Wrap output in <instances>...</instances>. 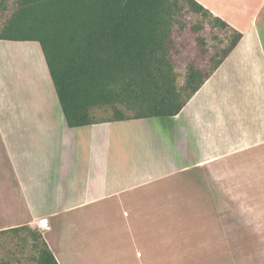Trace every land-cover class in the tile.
Masks as SVG:
<instances>
[{
    "label": "crops",
    "instance_id": "crops-1",
    "mask_svg": "<svg viewBox=\"0 0 264 264\" xmlns=\"http://www.w3.org/2000/svg\"><path fill=\"white\" fill-rule=\"evenodd\" d=\"M196 1L242 36L171 118L69 128L39 45L0 40V232L40 233L58 264H185L209 257L179 246L227 239L229 199L264 214V25Z\"/></svg>",
    "mask_w": 264,
    "mask_h": 264
},
{
    "label": "trees",
    "instance_id": "trees-1",
    "mask_svg": "<svg viewBox=\"0 0 264 264\" xmlns=\"http://www.w3.org/2000/svg\"><path fill=\"white\" fill-rule=\"evenodd\" d=\"M190 14L225 31L228 44L216 48L209 70L189 65L178 85L174 36ZM241 36L196 0H17L0 31V40L38 43L69 128L176 116ZM106 107L108 118L93 114ZM7 233L0 264H58L40 233Z\"/></svg>",
    "mask_w": 264,
    "mask_h": 264
},
{
    "label": "rangeland",
    "instance_id": "rangeland-1",
    "mask_svg": "<svg viewBox=\"0 0 264 264\" xmlns=\"http://www.w3.org/2000/svg\"><path fill=\"white\" fill-rule=\"evenodd\" d=\"M228 1L235 3V0ZM16 2L17 0H0V31L15 10ZM243 2H245L243 6L248 11L249 16H259V26L262 29L264 25V18L262 19L264 13H260V11L264 8V0L263 2L261 0H244ZM183 23L184 27L179 29L178 34L176 33L174 36L172 48V59L177 73L178 85L183 84L189 65L202 69L204 72L209 70L212 64L210 58L214 55L216 48H224L228 44L225 31L220 28L212 29L199 16L187 15ZM200 23H203V28L199 26ZM197 26H199L198 30L193 31ZM17 60L18 67L19 60L23 62L20 70L15 71L17 72L18 79L29 78V73L24 69L25 62L15 57L14 61ZM36 70L38 73L35 71L34 80H42L38 77L40 70L37 67ZM31 72H33L32 69ZM93 114L98 119L108 118L111 115V109L107 107L96 109L93 111ZM199 186L197 182V193L200 190ZM185 187H182V190H186ZM238 202H241V206L236 204L233 199H229L227 216L223 215V220L227 224L224 226H227V230L213 232L216 233L217 237L223 236V240L224 237L227 238L221 245L214 244L218 243L217 240L209 241L212 244L211 246L203 245V240L198 239L197 243L183 244L178 247L177 252L181 255L199 257V255L206 254L202 257H209L203 258L198 262H185V264H264V228H262L264 223L261 224L264 221V214L254 213V208L256 207L250 205V198L238 199ZM199 209L197 207V211ZM235 210L239 212L235 213ZM200 212L202 213L201 210ZM173 250L176 249L174 248ZM170 252L177 253L176 251ZM224 256H226V260L223 259L222 262L217 260H221ZM29 264L32 263L29 262Z\"/></svg>",
    "mask_w": 264,
    "mask_h": 264
},
{
    "label": "built area",
    "instance_id": "built-area-1",
    "mask_svg": "<svg viewBox=\"0 0 264 264\" xmlns=\"http://www.w3.org/2000/svg\"><path fill=\"white\" fill-rule=\"evenodd\" d=\"M37 227L42 231L48 229L47 218H42L38 220Z\"/></svg>",
    "mask_w": 264,
    "mask_h": 264
},
{
    "label": "bare ground",
    "instance_id": "bare-ground-1",
    "mask_svg": "<svg viewBox=\"0 0 264 264\" xmlns=\"http://www.w3.org/2000/svg\"><path fill=\"white\" fill-rule=\"evenodd\" d=\"M30 82V81H29Z\"/></svg>",
    "mask_w": 264,
    "mask_h": 264
}]
</instances>
